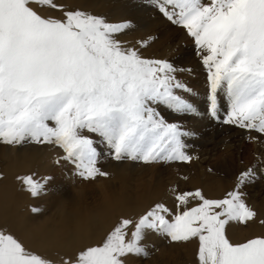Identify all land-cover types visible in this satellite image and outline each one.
Returning a JSON list of instances; mask_svg holds the SVG:
<instances>
[{"label": "snow or ice", "instance_id": "6c2138e0", "mask_svg": "<svg viewBox=\"0 0 264 264\" xmlns=\"http://www.w3.org/2000/svg\"><path fill=\"white\" fill-rule=\"evenodd\" d=\"M148 3L193 38L207 72L209 116L246 131L249 140L264 136V0ZM134 27L130 19L66 10L56 0H0V143L58 147L64 155L57 164L68 162L84 181L110 177L98 166L105 150L116 161L191 163L187 141L196 133L183 118L202 113L181 78L186 69L145 57L141 49L153 37L137 41L138 47L121 38ZM258 166L264 173L258 158L223 198L183 191L175 195V211L158 202L138 217L122 215L102 241L59 262L0 228V264H131L132 257L151 255L144 243L149 233L176 243L197 238L199 264H264V234L233 240L226 233L230 222L247 225L257 218L242 189L259 178ZM51 179L16 177L33 197L44 194ZM191 201L198 203L189 207ZM9 209L5 197L0 214ZM92 227L93 217L82 220L78 235Z\"/></svg>", "mask_w": 264, "mask_h": 264}, {"label": "bare ground", "instance_id": "6f19581e", "mask_svg": "<svg viewBox=\"0 0 264 264\" xmlns=\"http://www.w3.org/2000/svg\"><path fill=\"white\" fill-rule=\"evenodd\" d=\"M56 2L64 4L66 10L80 8L94 13H103L113 21L130 19L135 27L121 37L128 41L130 45L138 47L137 41L149 40L150 37H154V34L157 35L156 38L149 40L146 48L141 49L145 57L168 59L177 66L184 65V61H187L185 55L181 54L183 52L179 50L176 53L173 50L175 46L172 39L182 37L184 33L182 27L171 25L169 21L164 23V17L157 10L154 11L155 9L139 16L138 14H131L127 10V0V3L120 4L116 0L113 2L103 0L100 3L98 0H56ZM52 14L61 15V13L55 11ZM144 19H146V25L138 26V22ZM165 41H172L170 42L172 43L171 47L166 46ZM197 61H201L200 56ZM205 109H200L202 115L205 114ZM225 113L226 110H221V119H223ZM202 115H200L201 118ZM208 117L205 124L201 123L198 125L195 122L188 124L184 118L183 122L196 134L200 133V135L196 136L199 138L214 130L213 125L215 123L209 122ZM197 130L198 132H196ZM228 132L230 133V130ZM248 135L246 133V137ZM223 143L222 148L227 154L223 158L217 159V150L213 148L214 151L207 148L200 153L193 152L194 159L191 163H178L172 166L173 168L169 167L173 169L170 172L173 171L175 175L168 179H163L164 176L161 172L158 173L159 169L157 168L150 170L145 167L143 170H139L140 168L136 170L135 165H132L136 169L132 168L131 171L127 170L126 167L108 166L107 171L111 175L108 179L106 178L107 181H104L100 188L97 186V189L99 188L98 192L92 193L93 195L91 194L89 197L81 189L78 194H74L72 197L69 194L67 198L57 196L55 199H49L50 203L48 206H52L54 212L49 217L44 218L43 221L39 220L37 214L32 212V208L38 206L37 202L41 195L33 197L22 188L16 177L33 173L36 174V178H39L40 175L42 177L45 176L44 172L47 166L43 167V164H45L46 155L41 153L44 150L39 152L37 147L28 149L27 146L10 150V148H3V145L0 144V172L5 175V179L0 181V201L7 197L10 205L7 215L0 214V228L11 230L33 250L35 249L34 247H38L42 251L38 252V250V253L59 262L61 257L67 258L69 254L73 256L79 248L85 245H92L102 241L106 233L117 223L118 218L122 215L138 217L158 202L165 203L175 211V195L179 192L201 189L208 198H223L237 184V174H235V169L233 168L238 166V163L240 172L251 167V150L243 140H236L233 134H228L225 136ZM254 145L257 149L256 159H258L261 156V149L259 150L257 143ZM259 159L261 160V158ZM43 160L44 163L42 162ZM205 165L206 167H204ZM263 174L258 172V175L262 176ZM165 181L170 191L164 187ZM259 181L262 180L259 179ZM253 184L257 185L258 183L255 182ZM262 188L264 189V186ZM95 195H97V198H95ZM263 195L264 192L262 197L254 195L245 197L247 203L257 212V218L249 222L246 227H238L236 222H230L226 226V233L230 238L233 240H244L264 234V225L259 223L261 219H264ZM197 203L198 201H191L189 207L196 206ZM88 217H93L92 230L88 234L80 236L77 232L78 227L81 221ZM153 234L155 233H149L144 241V243L150 245L149 251L152 249V264H199V241L197 238H193L189 242L176 243L170 241L166 243L165 236L155 234L156 239H152L151 235ZM149 240L154 244L148 243ZM136 260L135 257L130 258L131 264H135Z\"/></svg>", "mask_w": 264, "mask_h": 264}, {"label": "rangeland", "instance_id": "374dc122", "mask_svg": "<svg viewBox=\"0 0 264 264\" xmlns=\"http://www.w3.org/2000/svg\"><path fill=\"white\" fill-rule=\"evenodd\" d=\"M98 1L100 3L103 0L102 1L98 0ZM108 1H112L113 2L115 0H108ZM116 1H118L117 3H119V4L128 2L127 5H126L127 10L131 14H138L139 16L144 14V13H146V12L149 13V11H153L154 9H155L154 11L157 10L155 7L153 8V6H151L148 3V0H127V2H126V0L125 1L124 0H116ZM112 4H114V3H112ZM146 4H147V6H146ZM140 8H141L142 11L140 10ZM145 17H146V15H145ZM154 17H156V16L154 15ZM147 19L149 20V18H147ZM145 21H146V19H144L143 21L138 22V26H142V24L146 25ZM166 21L167 20L165 19L164 23ZM163 29H161V30H163ZM183 31H184V33H183L181 38L180 37H175V38L172 39V40H174L173 45L175 46L173 48V50H175L176 53H178L179 50L181 52H183V53H181V52H179V53L184 54L185 58L187 60V61H184V63H183L184 65L179 66V67H181L183 69H186V71L181 74V78L187 83V85L191 89H193L194 95L192 96V99H194L193 101L196 103L199 111L202 108H204V109L206 108L205 109L206 112H205V114L202 115V118L200 116H194V118H195L194 119L193 116H186V117H184V119L186 120V122L188 124L189 123H194V122L196 124H198V125H200L201 123L205 124V122L207 120V117L209 116L208 111H207V108H208V92H209L208 80H207V72H206V69H205L204 65L202 64V62L201 61H197L198 58H199V55L197 54V49H196V46L194 44L193 38L190 37L187 34L186 30L183 29ZM156 36L157 35L154 34L153 38H156ZM189 38H191V39H189ZM170 42H172V41H170ZM170 42L167 41L166 42V46H170L171 47L172 43H170ZM188 64H189V66H188ZM219 99H220L221 110H226V105H227L226 99L224 98L223 95H221ZM169 118L171 119V114H169ZM208 119H209V122H213V124L215 123L214 124L215 126L213 125V129L215 131L212 130V132H210V133H208V134H206V135H204L202 137H199V138H197L196 136L200 135V133L196 134V136H194L192 138H189L187 142L192 146L189 149L191 154L193 152L200 153V152H202V151H204L205 149L208 148L209 150H213V149L217 150L216 158L217 159H219V158L221 159V158L224 157V155L225 156L227 155L225 153V151L223 150V148H222V146L224 144L223 141L225 139V136L228 135V134H233L235 136L236 140H239V141L243 140L247 144V146H249V148L251 150V152H250V155H251V159H250V163L251 164H250V166L251 167L253 165L258 164L257 163L258 159H256L257 149L255 148L254 144L257 143L259 145V150L261 149L260 150L261 151V156L259 158H261V160H264V136H260L259 139H257V140H249L246 137V133H247L246 131L241 130V129H239V128L235 127V126H232V125L222 124V123L218 122L217 120L212 119L210 116L208 117ZM202 120H204V121H202ZM199 121H201V122H199ZM221 128H222V130H221ZM228 130H230V133L228 132ZM196 132H198V130ZM220 134H221V136H220ZM251 135L252 136H258V134L255 133V132L251 133ZM215 138H216V140H215ZM212 142H213V144H212ZM0 144L3 145V148H10V150H12V149L16 150V149H19V148H22V147H26V146H27L28 149H31L32 147H34V148L37 147L39 152L44 150L43 152H41V153H44V155H46V160H45V164H43V167L47 166V168L45 169L44 173H45V176H50V177H52V179L47 184L46 192L44 194H41V197L39 198V200L37 202V204L39 206V207L37 206V208L42 209V211L36 213L37 214V218L39 220H41V221H43L44 218L49 217L51 215V213L54 212V210L52 209V206H48L49 203H50L49 199H51V198L55 199V198H57V196H63V197L67 198L69 196V194H70V197H72V196H74V194L75 195L78 194L79 190H81V189H83L85 191L84 192L85 195L90 197V195L92 193L98 192L97 190H99V188L102 185V183L104 181H107V179H108V178L106 179V178H103V177L101 178L100 177V178H97V180H95V181H84L79 176L74 175L75 169L68 162L61 160V162L59 164H57V160H59L64 155L63 150L58 148V147H53L51 145H37V144H24V145H16V146H9V145H5V144H2V143H0ZM251 146H253V147H251ZM212 154H213V152H212ZM42 162L44 163V160ZM118 164H120V165H118ZM128 164H130V165H128ZM176 164H178V163H171V164H165V163L143 164V163L132 162V161H116V160L112 159L111 156L108 155L106 150H105V154L102 156L98 166L101 167L102 170H105V171H107V169L109 168L108 166L111 167V165L117 166L119 168L126 167L127 170H131V171H132V168L134 170L136 168H137L136 170H138V168H140L139 170H143L145 167L149 168L150 170H154V169L157 168V169H159L158 173L161 172L162 175L164 176L163 179H168L172 175L173 176L175 175L173 173V171L172 172H170V171L173 170L172 166H174ZM132 165L133 166L135 165L134 167H136V168H134ZM153 166H154V168H153ZM239 166L240 165L238 163V166L233 168V169H235L234 172H235V174H237V177L241 173ZM169 167H172V168H169ZM204 167H206V165ZM257 170H258V172H260L259 171V166H258ZM263 175L262 176L258 175L259 179L262 180V181H259V179H257V181H255L256 183H258L257 185L252 183V184L247 185L246 188L242 189V191H244L246 193L247 197L252 196V195L257 196V197L258 196L262 197V194L264 192V189L262 188L264 186V176ZM40 177H42V176L40 175ZM262 183H263V185H262ZM164 185H165L164 187H166V189L169 187L167 185L166 181H165ZM250 185H252V186H250ZM97 186H99L98 189H97ZM249 189H251V190H249ZM168 191H170L169 188H168ZM46 194H48V195H46ZM45 195H46V197H45ZM97 195H98V193H97ZM97 195H95L96 196L95 198H97ZM43 198H45V199H43ZM94 200H96V199H94ZM237 225H238V227H242V226L246 227V225L240 224V223H237ZM151 237H152V239H156V235L155 234L151 235ZM164 239H165L166 243L170 242V240L167 237H164ZM148 243L154 244L150 240L148 241ZM34 248H35L34 250L36 252L38 250H39L38 252H42L38 247L37 248L34 247ZM150 253H151V255L149 257H135V259H137L135 261L136 262L135 264H152V259H153L152 249L150 250ZM68 256H71V254H69ZM173 260H175V259L173 258Z\"/></svg>", "mask_w": 264, "mask_h": 264}]
</instances>
